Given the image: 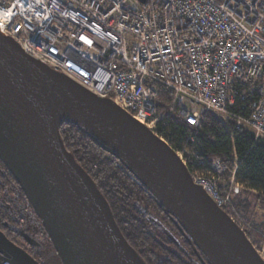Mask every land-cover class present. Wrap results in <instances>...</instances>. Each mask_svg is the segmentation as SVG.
I'll list each match as a JSON object with an SVG mask.
<instances>
[{"label": "built area", "instance_id": "2783aa9c", "mask_svg": "<svg viewBox=\"0 0 264 264\" xmlns=\"http://www.w3.org/2000/svg\"><path fill=\"white\" fill-rule=\"evenodd\" d=\"M0 36L154 133L161 84L186 123L211 112L264 139V0H0ZM166 144L246 234L236 167L222 195L219 157L206 165L198 150ZM0 264L10 263L0 255Z\"/></svg>", "mask_w": 264, "mask_h": 264}, {"label": "water", "instance_id": "95a60500", "mask_svg": "<svg viewBox=\"0 0 264 264\" xmlns=\"http://www.w3.org/2000/svg\"><path fill=\"white\" fill-rule=\"evenodd\" d=\"M61 121L115 156L212 264H264L161 137L0 36V159L41 217L62 264L146 263L126 241L92 178L64 147ZM0 255L10 264H40L1 231Z\"/></svg>", "mask_w": 264, "mask_h": 264}, {"label": "trees", "instance_id": "16d2710c", "mask_svg": "<svg viewBox=\"0 0 264 264\" xmlns=\"http://www.w3.org/2000/svg\"><path fill=\"white\" fill-rule=\"evenodd\" d=\"M157 87L158 112L164 113V118L159 121L155 133L166 138L174 149L187 146L198 150L206 165L211 158L219 157L226 166L218 184L222 195L227 193L231 171L236 167L237 181L253 189L256 197L264 203V139L255 137L249 130L237 131L232 123L223 122L211 112L203 114L199 126L190 125L169 112L173 99L171 90L161 84ZM58 133L64 147L108 202L126 241L146 264H212L193 242L187 240L176 220L115 156L70 122L61 121ZM188 136H192L193 141L190 142ZM242 191L234 195L233 202L247 220L248 204ZM28 208L40 218L19 182L0 159V231L4 233L9 229L18 233L22 211ZM15 211L20 216H14ZM24 232L31 243L23 237ZM24 232L18 233V237L32 249L30 255L39 263V259H44L46 264H62L54 248L45 249L29 231ZM252 236L255 237L253 233Z\"/></svg>", "mask_w": 264, "mask_h": 264}, {"label": "rangeland", "instance_id": "374dc122", "mask_svg": "<svg viewBox=\"0 0 264 264\" xmlns=\"http://www.w3.org/2000/svg\"><path fill=\"white\" fill-rule=\"evenodd\" d=\"M163 141L168 143L166 138H163ZM240 191H242V197L245 198V201L248 204L247 209V223L248 227L246 228V236L250 240L254 248L258 251V254L264 260V203L261 202L256 197V192L253 189L248 188L245 184L239 186ZM9 191V190H8ZM11 192V191H10ZM9 194L6 196L8 198ZM22 218L20 220L19 232L29 231L35 239L42 242L45 249H52L53 244L52 241L40 221V218H37L33 213H31L30 208L23 209L22 211ZM20 216L18 212H14V216ZM254 231V232H253ZM4 233L7 235L8 238L12 239L17 245L21 246L24 250H26L29 254L32 249L18 237V233L13 230L6 229ZM252 233L255 235L252 236ZM261 234V235H260ZM37 254V253H36ZM40 264H46V260L39 259Z\"/></svg>", "mask_w": 264, "mask_h": 264}, {"label": "flooded vegetation", "instance_id": "af4514ba", "mask_svg": "<svg viewBox=\"0 0 264 264\" xmlns=\"http://www.w3.org/2000/svg\"><path fill=\"white\" fill-rule=\"evenodd\" d=\"M10 241H12L13 242V240L12 239H10V238H8ZM15 245H17L15 242H13ZM17 246H19V245H17ZM20 248H22L21 246H19ZM23 249V248H22Z\"/></svg>", "mask_w": 264, "mask_h": 264}, {"label": "bare ground", "instance_id": "6f19581e", "mask_svg": "<svg viewBox=\"0 0 264 264\" xmlns=\"http://www.w3.org/2000/svg\"><path fill=\"white\" fill-rule=\"evenodd\" d=\"M254 232V231H253ZM261 235V234H260ZM255 247V246H254Z\"/></svg>", "mask_w": 264, "mask_h": 264}]
</instances>
